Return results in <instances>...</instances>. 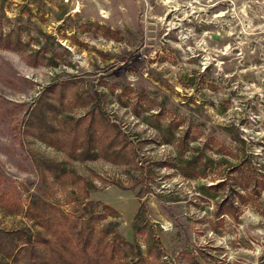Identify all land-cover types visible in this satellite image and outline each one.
<instances>
[{
    "label": "rangeland",
    "instance_id": "rangeland-1",
    "mask_svg": "<svg viewBox=\"0 0 264 264\" xmlns=\"http://www.w3.org/2000/svg\"><path fill=\"white\" fill-rule=\"evenodd\" d=\"M64 83V115H102L136 166L75 161L24 134L43 91ZM33 155L72 178H42ZM243 163L264 179V0H0L1 229L38 230L33 199L59 219L86 220L97 202L116 213L93 224L111 231L112 264H264V187L233 198L235 218L213 217Z\"/></svg>",
    "mask_w": 264,
    "mask_h": 264
},
{
    "label": "trees",
    "instance_id": "trees-1",
    "mask_svg": "<svg viewBox=\"0 0 264 264\" xmlns=\"http://www.w3.org/2000/svg\"><path fill=\"white\" fill-rule=\"evenodd\" d=\"M3 41L8 44L7 48H13L9 35ZM64 91L65 83L50 85L43 91L23 123L24 134L65 152L75 161H92L101 157L114 165L136 166L128 142L116 126L102 115L99 114L96 121L92 116L85 126L82 125L84 117L74 119L64 115L69 109L63 101ZM76 101L81 107L88 104L80 96ZM97 121L101 123L98 129L95 127ZM32 162L42 178H49L55 184L65 186L72 178L73 173L64 165L48 158L33 155ZM244 164L230 171L237 173L238 189L233 188L216 204L213 217L218 225L222 223L223 216L235 218L237 207L234 199L241 204L247 199L245 193L254 195L258 193V187H264L263 177L250 173ZM187 165L189 170H195L197 166L194 161ZM184 172L187 174V171ZM226 185V180H221L210 189L219 191ZM46 206L41 200L33 199L25 211V217L39 226L36 231L28 227L11 230L0 228V264H112L114 249L107 251L102 244L103 238L111 231H101L100 236L95 237L93 224L115 216L114 210L97 202H86L82 214L87 216L86 220L66 216L59 219L51 216ZM187 256L197 264L192 254Z\"/></svg>",
    "mask_w": 264,
    "mask_h": 264
}]
</instances>
